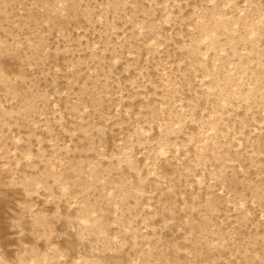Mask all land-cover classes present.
I'll return each mask as SVG.
<instances>
[{
	"label": "rangeland",
	"instance_id": "obj_1",
	"mask_svg": "<svg viewBox=\"0 0 264 264\" xmlns=\"http://www.w3.org/2000/svg\"><path fill=\"white\" fill-rule=\"evenodd\" d=\"M0 264H264V0H0Z\"/></svg>",
	"mask_w": 264,
	"mask_h": 264
}]
</instances>
